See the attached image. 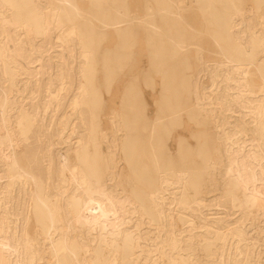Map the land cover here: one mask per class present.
Wrapping results in <instances>:
<instances>
[{
  "label": "bare ground",
  "instance_id": "obj_1",
  "mask_svg": "<svg viewBox=\"0 0 264 264\" xmlns=\"http://www.w3.org/2000/svg\"><path fill=\"white\" fill-rule=\"evenodd\" d=\"M247 7L0 0V264H264V0ZM125 165L129 192L108 186Z\"/></svg>",
  "mask_w": 264,
  "mask_h": 264
},
{
  "label": "rangeland",
  "instance_id": "obj_2",
  "mask_svg": "<svg viewBox=\"0 0 264 264\" xmlns=\"http://www.w3.org/2000/svg\"><path fill=\"white\" fill-rule=\"evenodd\" d=\"M247 2H248V7L247 8L250 9V7L253 5V0H247ZM187 16H188L187 23L188 24L190 23L192 25L191 27L195 30V32L197 34L201 35V37L203 38L201 41H203V43H208V44H212L213 45V39L206 32V27L207 26L204 23V19H203L204 17L202 15V12L199 9V7L195 6V5H192L189 8V10H188ZM204 47H205V45H204ZM191 49H190V51H191ZM137 53H138V56L141 57V59H137V60L138 61L140 60L139 62L143 66H147L148 65V61H147V56H146L145 51L139 52L137 50ZM205 54H206V56L210 55L208 52H205ZM139 62L137 64L138 66L141 65ZM156 79H157V81L158 80L160 81V77H157ZM157 89H160V86H157ZM104 96H105L106 101H108V103H107L108 107H113V106H110L109 104L117 106V104L115 102L118 101V96L119 95H118V91H116L115 88L112 90V94L111 95H109L107 93H104ZM144 97H145V101L147 103L148 115L153 116L155 114V111H156V108H157L154 101L158 97V91H154L153 92L152 89L146 88ZM106 126H107V124H105V127ZM186 126H188V124ZM185 129H180L179 128L178 131L179 132H184L186 135H189L190 132H188V131H190L191 129H189V130L186 129V131H185ZM191 142L194 143L193 140H191ZM169 144L171 145V147H175V145H176L175 140H171L169 142ZM221 169H222V167H221ZM123 172L124 173H123V178L122 179H123L124 183H121L120 186L118 185V186L114 187L113 183L108 182V186L110 185L115 190H118V189L120 190L124 186L127 189V191L129 192V187H128V185L125 182L127 181L128 177L130 176V171H129L128 167H126V165L124 166ZM221 184L222 183L219 182L218 188H220V190H216L212 194H205V196L206 197H211V195L214 196L216 194L221 193L222 192L221 190L223 189V186H221ZM106 204H107L106 201H103V200L100 201V206H105ZM261 207L260 208L253 207L252 208V211L254 212L253 214H257L259 212V209H262L263 213H264V205L261 206ZM209 209H210V211L213 210L212 212L219 211V208L217 206L210 207ZM129 217L130 218H126V220L129 221L131 224L130 223L126 224V226H128V225L132 226L139 219V217L134 215V214L130 215ZM252 222L257 226V229L259 230L258 231L256 229V234H258L259 236L264 238V215L253 217L252 218ZM148 227H149L148 224H143L140 229H141V231L145 232L146 231L145 229H148Z\"/></svg>",
  "mask_w": 264,
  "mask_h": 264
}]
</instances>
